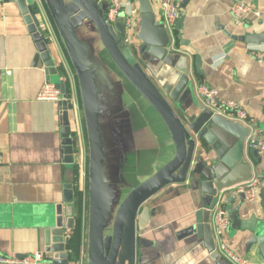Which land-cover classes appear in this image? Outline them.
<instances>
[{
  "label": "crops",
  "instance_id": "0c3cea01",
  "mask_svg": "<svg viewBox=\"0 0 264 264\" xmlns=\"http://www.w3.org/2000/svg\"><path fill=\"white\" fill-rule=\"evenodd\" d=\"M36 1L41 28L53 41L50 49L58 72L49 82L56 85L62 81L67 92L71 89L68 103L75 165L64 163L60 105L37 100L48 82L45 64L41 61L34 67L39 53L37 43L18 6L0 0V257L22 262L37 253L46 254L43 219L64 202V187L73 182L75 167L80 168L83 161L84 185L81 169L77 182L82 192L80 247L79 251L70 245L67 249L71 251L70 264L76 261L90 264V133L81 85L49 9L44 0ZM132 1L139 29L138 2ZM159 1L152 3L161 21ZM238 2L261 11L262 19L256 21L252 17L245 27H237L231 7ZM182 16V27L174 32L172 40L177 51L188 57L192 84L191 91L174 105L176 112L182 117L198 114L204 104L197 97L196 88L206 84L220 91L221 101L241 103L253 128L264 126V60L259 62L255 55L264 50V45L252 46L233 39L264 33V0H189L186 8H182ZM78 35L96 76L100 105L106 111L102 134L107 230L112 228L129 193L172 161L177 152L163 120L122 75L96 31L83 28ZM145 63L144 74L163 91L175 71L153 60ZM247 152L246 166L239 167L238 178L225 187L227 197L238 195L233 190L238 186L257 178L263 180L264 152ZM262 180L256 188L255 201L246 200V206L261 210ZM239 204L237 200L233 208ZM145 206L150 208L152 217L146 229L138 234L142 242L138 243L137 264H216L205 244L201 197L191 190L190 184L169 185ZM77 212L74 204L75 216ZM193 225L198 226V231L183 237L182 233ZM73 231L66 232L70 243ZM243 236L231 221L223 241L239 256L264 261L255 249L247 252L248 238Z\"/></svg>",
  "mask_w": 264,
  "mask_h": 264
},
{
  "label": "water",
  "instance_id": "95a60500",
  "mask_svg": "<svg viewBox=\"0 0 264 264\" xmlns=\"http://www.w3.org/2000/svg\"><path fill=\"white\" fill-rule=\"evenodd\" d=\"M18 6L29 32L38 47L34 61L37 67L42 61L48 81L58 75L56 62L50 46L49 33L43 31L37 15L39 2L35 0H9ZM57 30L64 42L68 56L76 70L82 91L85 115L90 133L89 183H90V264H137L139 233L151 219V210L146 203L169 185L190 184L192 191L201 197L202 230L206 247L216 264H226L216 251L211 226L212 211L221 190L238 178V169L246 166V139L254 134L257 142L264 140V126L246 128L228 121L211 110L200 107V112L191 117L180 116L174 105L191 91V76L188 57L179 53L165 25L158 21L152 0H137L140 11V26L134 39L127 41L123 17L114 24L106 19L108 4L101 0H44ZM189 0H184L186 8ZM182 16L175 25L178 32ZM96 31L108 55L132 85L163 120L176 146V157L133 189L120 205L114 224L106 230V211L103 198V175L105 148L102 121L106 116L100 105L96 76L80 41L78 30ZM178 39L180 37L178 36ZM234 40L252 46L264 45V33L234 36ZM150 60L173 69L171 83L161 91L144 74L142 64ZM56 87L64 101L60 103L64 163L75 165V146L69 118V95L64 82ZM253 131V133H252ZM257 154V152H254ZM243 173V172H242ZM264 181V176H261ZM235 179V180H234ZM64 202L56 205L44 220L46 254L40 264H70V236L67 231L76 228L74 213L75 192L72 183L65 185ZM261 210L246 206L244 194L226 197L224 205L233 221V226L248 238L247 252L255 249L264 260V188L261 189ZM240 200L238 207L233 204ZM197 219V217H196ZM198 225V224H197ZM193 225L182 236L194 235L198 226ZM106 232H111L106 234ZM24 257H20L23 259Z\"/></svg>",
  "mask_w": 264,
  "mask_h": 264
},
{
  "label": "built area",
  "instance_id": "2783aa9c",
  "mask_svg": "<svg viewBox=\"0 0 264 264\" xmlns=\"http://www.w3.org/2000/svg\"><path fill=\"white\" fill-rule=\"evenodd\" d=\"M101 1L106 2L109 5L106 13V19L109 23L114 24L119 18L123 17L126 25L127 41H132L138 30L135 23L134 2L132 0ZM183 1L184 0L159 1V14L161 16V22L168 29L172 39L175 32V25L182 17ZM231 14L234 24L237 27H245L251 22L252 17L256 18V21L262 19L263 17V13L261 11H258L254 7L241 2L235 3L231 7ZM255 55L259 62L264 60V50L256 52ZM196 95L200 100H202L204 107L211 110L215 115H218L228 121L239 123L252 130L253 125L250 124V115L248 111L243 108L241 103L231 100L221 101L219 99L220 91L206 84L199 85L196 88ZM37 100L43 102H53L60 105V103L64 101V97L56 85L48 81L39 92ZM246 149V152L257 151L261 154L264 152V142L262 140L257 142L254 134H250L247 140ZM260 182L261 180L258 178L253 179L248 184L238 186L233 190H235L238 194H244L247 201L253 202L257 197L256 188ZM227 190V188H223L221 190L215 208L212 211L211 226L216 243V251L226 264H264V261L255 262L247 257L237 255L223 241V236L228 232L231 226V219L224 205L225 198L227 197ZM44 257L45 254L37 253L34 258L27 257L22 262L8 257H0V264H40ZM72 264L83 263L81 261H76Z\"/></svg>",
  "mask_w": 264,
  "mask_h": 264
},
{
  "label": "trees",
  "instance_id": "16d2710c",
  "mask_svg": "<svg viewBox=\"0 0 264 264\" xmlns=\"http://www.w3.org/2000/svg\"><path fill=\"white\" fill-rule=\"evenodd\" d=\"M67 84V83H66ZM68 95H71V89L68 88ZM75 146V143H74ZM76 170V174H75V179L73 180L72 184H73V188H74V192H75V205L76 208L78 209L77 215H76V228L74 229L73 233H72V239H71V243H70V247L73 250H77L79 251V247H80V237H81V202H82V192L79 190L78 186H77V182L79 181V167L76 166L75 167Z\"/></svg>",
  "mask_w": 264,
  "mask_h": 264
},
{
  "label": "rangeland",
  "instance_id": "374dc122",
  "mask_svg": "<svg viewBox=\"0 0 264 264\" xmlns=\"http://www.w3.org/2000/svg\"><path fill=\"white\" fill-rule=\"evenodd\" d=\"M82 162H83V161H82ZM82 162L79 164V165H80L79 170L81 169V171H80V175H81L82 185H84V179H83V177H82V173H84V172H83L84 170H82V169H83L84 167H83Z\"/></svg>",
  "mask_w": 264,
  "mask_h": 264
}]
</instances>
